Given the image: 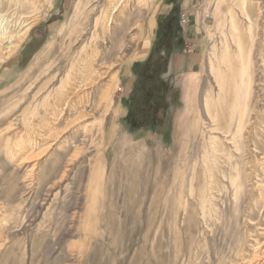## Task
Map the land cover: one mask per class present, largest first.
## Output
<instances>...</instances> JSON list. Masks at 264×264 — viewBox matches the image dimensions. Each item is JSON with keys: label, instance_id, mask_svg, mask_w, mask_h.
<instances>
[{"label": "rangeland", "instance_id": "374dc122", "mask_svg": "<svg viewBox=\"0 0 264 264\" xmlns=\"http://www.w3.org/2000/svg\"><path fill=\"white\" fill-rule=\"evenodd\" d=\"M110 1L52 0L20 57L0 67V264L246 263L264 228V188H255L264 183V160L243 149L264 152L261 1L245 2L250 25L238 0H116L125 5L116 14ZM140 18L139 42L125 49L126 33ZM236 39L254 47L241 158L210 135L213 127L229 126L225 108L233 100H218L214 75L216 65L224 69L226 46L235 59ZM97 49L120 73L102 131L66 175L67 155L79 140L74 135L65 148L27 164L37 163L28 189L26 168L16 167L19 131L42 126L60 78L78 73ZM53 53V66L41 75L37 66ZM206 96L213 99L210 113ZM228 161L249 167L251 181L237 204L223 181L234 173Z\"/></svg>", "mask_w": 264, "mask_h": 264}, {"label": "bare ground", "instance_id": "6f19581e", "mask_svg": "<svg viewBox=\"0 0 264 264\" xmlns=\"http://www.w3.org/2000/svg\"><path fill=\"white\" fill-rule=\"evenodd\" d=\"M258 1H261L257 4L260 10L259 19L264 20V0ZM238 2L241 4L243 15L246 17V20L244 19V21L250 25L246 12V0H238ZM122 4L123 1L118 7V2H116V0H111L109 6H113L114 14H116L118 10L125 8V5L122 6ZM0 6H2V13H4L0 15V67H3L8 66L15 59L20 57L19 52L26 44V41L31 37L32 30L39 21H42L41 19L43 18V15L49 12L52 8V0H0ZM24 7H27L30 10L27 12ZM139 7L141 13H143L146 8L145 5L141 4ZM114 14L108 13L107 18L113 19ZM105 15L103 16L104 19L106 17ZM141 18L139 22L135 23L128 29V32L126 33V37H128V45L125 49H131L136 42H139L141 33L140 23L142 22ZM95 22H100L99 17ZM231 28H234V24L231 25ZM93 33L96 32L94 31ZM249 36L250 40H252V36ZM234 44L236 53L235 59L231 57L229 48L226 46V57L221 60L220 63L221 65H224V69L221 70L217 63V74L214 75L217 84L218 100L223 97L233 100V106L225 108V112L228 111L227 113L229 114V126L226 127L225 132H220L221 130L219 128L215 129L213 127L210 129V131H212L210 132V135H214V138L217 136L222 137V139L226 141V145H233L235 151L239 152V157L241 158L242 146L244 141L247 140L244 135L247 132L246 130L248 129V126L245 124L244 117L248 110L249 100L252 97L251 86L253 81L251 78V58L254 47L253 44L251 47L246 44H240L237 39ZM143 46L146 48L147 44L144 43ZM54 54L55 53H53V58L52 56L48 59L45 57L46 59L44 63L37 66L38 68H44L42 69L43 72H40L41 75L46 74L47 71L45 72L44 70H48V67L53 66V59L55 58ZM209 64V76L211 78L213 74L211 72L215 70V66L213 65V62H210ZM36 65L37 63L33 64V66ZM117 66L118 64H116V62H111L110 64L102 62L101 50H94L92 54L88 55L83 61L78 73L76 72L71 76H62L60 78L57 86V90L59 91L57 94V100L54 101L55 103L53 105L46 108L42 126L36 129L33 133L25 132L24 134L26 129L19 131L22 138V141L20 140L22 157H19L16 167L26 168L23 180L27 183L29 182L27 186L28 189L31 188L30 182H33L37 163L28 166L27 164L30 162L32 163L43 156L46 157L54 147L56 149L65 148L68 143V138L74 135L77 136L79 140L74 143V145L70 144L71 149L67 155L68 157L65 162V168L63 172L61 171L62 175H64L66 171L68 172L70 168L78 162L82 151H84L87 145H90L95 136L101 133L102 119L106 114L109 105L112 103V96L115 94L120 84V73L115 70ZM30 69L31 68H29V70ZM36 82L37 78L31 84ZM225 83H232L233 88L223 87ZM48 96L49 93L46 98L44 97L42 101L43 103L47 102ZM211 101H213V99L206 96L204 102L207 113H210L211 106H208V104ZM262 112L264 113V109ZM214 138L212 136V139ZM18 145H20L19 142L9 148L10 152L11 149L13 152L14 150L17 151ZM243 149L246 150L245 152L255 154L256 157H259L258 159L264 160V152L257 154L254 150L255 148L252 150H248L247 147ZM12 157L14 156L12 155ZM33 158L35 160H33ZM263 163L264 162H262L261 165H263ZM228 166L231 169L233 168L234 173H230L227 178H223L225 179L223 181L227 183V187L229 186L232 188L234 203L237 204L238 199H240L243 190L245 189L244 186L251 180L245 172L247 168L243 169V165L241 166V164L236 163L231 166L228 161ZM262 168V171H264V167ZM247 170H249V167ZM255 188H259V191L261 192V188H264V183H256ZM261 197L264 202V195L262 194ZM2 220L5 221V218H2ZM3 230L4 228L0 229V235H2L1 232ZM262 230L263 241L256 244L254 254L248 258V261L244 264H264V228ZM239 257L241 258L239 246H237L235 258L238 259Z\"/></svg>", "mask_w": 264, "mask_h": 264}]
</instances>
